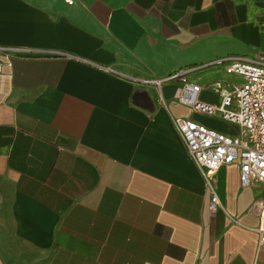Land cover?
Segmentation results:
<instances>
[{"label": "crops", "instance_id": "obj_1", "mask_svg": "<svg viewBox=\"0 0 264 264\" xmlns=\"http://www.w3.org/2000/svg\"><path fill=\"white\" fill-rule=\"evenodd\" d=\"M72 1L0 0V264H264V184L221 167L211 211L175 118L230 128L140 82L259 55L264 0Z\"/></svg>", "mask_w": 264, "mask_h": 264}, {"label": "built area", "instance_id": "obj_2", "mask_svg": "<svg viewBox=\"0 0 264 264\" xmlns=\"http://www.w3.org/2000/svg\"><path fill=\"white\" fill-rule=\"evenodd\" d=\"M12 50L0 46V54L5 56ZM3 66L4 63L0 62V73ZM206 68H222L229 77L202 84L194 76ZM140 82L158 91L167 83H176L175 98L192 114L219 119L231 124V127L237 126L234 132L233 128L220 130L209 126L193 116L175 118L185 147L211 193V211H217L221 205L214 186V176L221 167L237 164L240 183L244 187L253 181L264 184V44L259 55L254 57L229 55L163 77L141 79ZM204 91L215 93L217 101L204 100ZM255 206L261 216L259 233L261 242H264V200L257 201Z\"/></svg>", "mask_w": 264, "mask_h": 264}, {"label": "water", "instance_id": "obj_3", "mask_svg": "<svg viewBox=\"0 0 264 264\" xmlns=\"http://www.w3.org/2000/svg\"><path fill=\"white\" fill-rule=\"evenodd\" d=\"M132 100L135 104L142 106L144 109L149 111L154 109V103L149 93L145 90H136L133 93Z\"/></svg>", "mask_w": 264, "mask_h": 264}, {"label": "rangeland", "instance_id": "obj_4", "mask_svg": "<svg viewBox=\"0 0 264 264\" xmlns=\"http://www.w3.org/2000/svg\"><path fill=\"white\" fill-rule=\"evenodd\" d=\"M245 55H247V56H249V57H254V56H251V55H248V54H245ZM206 69H207V70H205V72H206L207 75H213V74H214L213 71H210V70H212V69H209V68H206ZM208 69H209V70H208ZM231 79H232V80H235L234 77H232ZM210 119H211V118H210ZM204 120H205V119H204ZM207 121H209V120H207ZM214 121H215V122H214ZM209 122H214L215 125H217V126H219V127H223L222 129L230 128V130H231V128H233V131H234V132L237 131V130H236L237 126H233V127H231V124L226 123V122H223V121H220L219 119L214 120V118H213V119H211Z\"/></svg>", "mask_w": 264, "mask_h": 264}]
</instances>
